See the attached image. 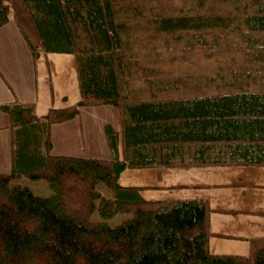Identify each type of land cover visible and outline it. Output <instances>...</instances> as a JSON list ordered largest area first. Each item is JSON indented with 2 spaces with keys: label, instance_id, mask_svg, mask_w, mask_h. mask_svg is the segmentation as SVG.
I'll list each match as a JSON object with an SVG mask.
<instances>
[{
  "label": "trees",
  "instance_id": "1",
  "mask_svg": "<svg viewBox=\"0 0 264 264\" xmlns=\"http://www.w3.org/2000/svg\"><path fill=\"white\" fill-rule=\"evenodd\" d=\"M20 1L33 56L74 55L80 100L38 117L0 105L13 130L0 264H264V238L246 256L209 252L205 200L147 201L117 182L126 168L264 166V0ZM10 11L0 0V27ZM94 105L119 110L120 139L105 133L123 158L52 155L51 125Z\"/></svg>",
  "mask_w": 264,
  "mask_h": 264
},
{
  "label": "crops",
  "instance_id": "2",
  "mask_svg": "<svg viewBox=\"0 0 264 264\" xmlns=\"http://www.w3.org/2000/svg\"><path fill=\"white\" fill-rule=\"evenodd\" d=\"M12 9L9 21L0 27V105H29L37 117L52 108L75 105L80 92L74 55L41 52L33 56L24 34L35 46L37 37L35 42L29 38L17 11L27 13L25 9ZM12 11L17 12L16 16ZM20 15L26 20L24 13ZM108 125L120 139V113L116 107L81 106L75 117L51 125L50 153L122 159L120 141L116 154L109 146L105 133ZM12 133L9 115L0 110L1 173L13 169ZM117 182L122 187L137 188L147 201L205 200L210 208L211 254L246 256L250 241L264 238V166L126 168Z\"/></svg>",
  "mask_w": 264,
  "mask_h": 264
},
{
  "label": "rangeland",
  "instance_id": "3",
  "mask_svg": "<svg viewBox=\"0 0 264 264\" xmlns=\"http://www.w3.org/2000/svg\"><path fill=\"white\" fill-rule=\"evenodd\" d=\"M20 3L21 2H16V4H15L14 0H10V5L13 7L12 10H14V9L17 10L16 7L19 8V9H24V7L21 6ZM22 11H17L18 14H19L18 18H20L21 22L23 23V27L25 28L26 32L28 33L29 38L33 42H35L36 41V35H35V32H34V28L32 27V23L29 20L28 16L25 14V12H22ZM17 12L16 11H12V13L14 15L17 14ZM20 13H24V15H26L24 17L26 18L27 21L25 19L23 20L21 18ZM13 183H19L21 185L28 186L35 193L40 194V195H44V196L47 195V194H49L50 191H51L50 188H49V186H48V184H47V181H45V180H32L28 176H23V177L19 178L18 180H15ZM117 222H118V218L117 217L113 218L112 223L115 224Z\"/></svg>",
  "mask_w": 264,
  "mask_h": 264
}]
</instances>
